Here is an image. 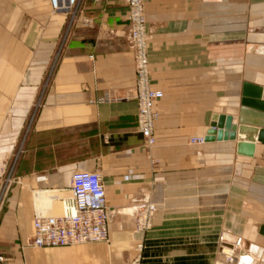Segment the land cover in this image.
Returning a JSON list of instances; mask_svg holds the SVG:
<instances>
[{"label":"crops","instance_id":"crops-1","mask_svg":"<svg viewBox=\"0 0 264 264\" xmlns=\"http://www.w3.org/2000/svg\"><path fill=\"white\" fill-rule=\"evenodd\" d=\"M76 9L69 26L49 0H0V264H218L223 235L243 241L237 264H264V144L245 157L237 139L191 143L214 114L264 129L240 103L244 83L264 89V0H144L163 93L152 147L137 131L125 0ZM78 171L102 177L108 242L29 247L35 214L58 213ZM142 196L156 211L136 231Z\"/></svg>","mask_w":264,"mask_h":264},{"label":"built area","instance_id":"built-area-1","mask_svg":"<svg viewBox=\"0 0 264 264\" xmlns=\"http://www.w3.org/2000/svg\"><path fill=\"white\" fill-rule=\"evenodd\" d=\"M78 0H49L53 13L67 16L69 26L78 21ZM127 4L128 31L126 43L133 54L135 85L134 99L137 103V131L145 145L155 144L154 124L158 119L156 104L163 98L160 90L153 89L150 83L148 41L150 32L144 13V0H125ZM80 23L90 26L92 22L81 18ZM112 33V32H110ZM113 100L109 95L100 102ZM191 143L203 144L204 138H195ZM131 213L136 231L150 228L156 211L155 205L147 196L134 199ZM60 214L45 215L36 213L31 222V231L27 245L31 248H61L85 244L105 243L109 239L111 214L106 207V191L102 177L96 172L78 171L73 173L70 181V198L60 200ZM220 254L223 260L218 264H237V259L244 254L243 241L240 237L228 240L220 238ZM140 248V245L138 246ZM0 261H4L0 257ZM128 264H139L136 257Z\"/></svg>","mask_w":264,"mask_h":264},{"label":"water","instance_id":"water-1","mask_svg":"<svg viewBox=\"0 0 264 264\" xmlns=\"http://www.w3.org/2000/svg\"><path fill=\"white\" fill-rule=\"evenodd\" d=\"M241 106L264 112V89L249 83H244L241 91ZM237 139V153L241 156L252 157L254 143L264 144V129H257L237 123V118L214 114L210 129L204 137V142L235 141Z\"/></svg>","mask_w":264,"mask_h":264},{"label":"rangeland","instance_id":"rangeland-1","mask_svg":"<svg viewBox=\"0 0 264 264\" xmlns=\"http://www.w3.org/2000/svg\"><path fill=\"white\" fill-rule=\"evenodd\" d=\"M56 56H57V53L54 55V57L51 59V62H50V65H54L55 62H56ZM18 156H20V153H16L15 154V157L18 158ZM5 190H6V187L4 186L3 190H2V193H0V202L2 201V196L5 194ZM60 214V212L56 213V214H53V215H58ZM86 245V244H85ZM80 246V245H79ZM73 247V246H72ZM75 247V246H74ZM34 249H37V248H34ZM59 250H67V249H59Z\"/></svg>","mask_w":264,"mask_h":264},{"label":"bare ground","instance_id":"bare-ground-1","mask_svg":"<svg viewBox=\"0 0 264 264\" xmlns=\"http://www.w3.org/2000/svg\"><path fill=\"white\" fill-rule=\"evenodd\" d=\"M37 199H40V197H37ZM43 199H40L38 202L41 203ZM130 212V210H129Z\"/></svg>","mask_w":264,"mask_h":264}]
</instances>
